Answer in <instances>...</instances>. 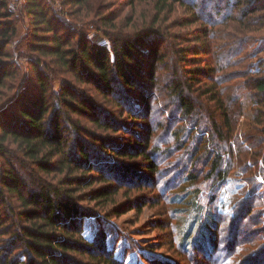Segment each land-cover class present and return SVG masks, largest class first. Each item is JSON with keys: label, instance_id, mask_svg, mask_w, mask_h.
<instances>
[{"label": "trees", "instance_id": "trees-1", "mask_svg": "<svg viewBox=\"0 0 264 264\" xmlns=\"http://www.w3.org/2000/svg\"><path fill=\"white\" fill-rule=\"evenodd\" d=\"M89 1L61 3L70 7L68 15L76 22L100 15L104 23L115 20L113 13L101 14L105 5L95 9ZM152 4L156 16L149 26L133 34H109L108 49L63 23L50 1L25 0L29 27L14 48H9L17 29L9 19L6 0H0V86L7 87L12 95L0 105V264H118L106 243L104 230L98 228L86 236L84 220L89 216L99 218L97 212L106 218L111 217L108 212L115 213L116 207L106 210L105 206L115 205L118 191L128 183L117 185L120 177L133 172L124 161L115 164L117 158H140L146 171L156 170L147 141L137 137L139 141L132 144L113 143L106 132L118 130L121 125L114 124L111 113H106L91 91L82 90L73 82L88 84L115 109L126 110L127 124L137 117L147 119L155 106L153 90L160 86L159 67L170 58L157 40L167 42L161 37L166 34L153 28L159 13L172 12L180 4L191 12L182 24L204 19L215 24L232 23L240 15L238 24L243 19L264 27V0H225L224 7L219 5L218 11L213 10L216 15L206 16L200 13V3L193 0H153ZM193 38L192 44L175 49L177 59L187 60L188 67H183L169 89L183 118L201 117L196 101L202 96L218 105L214 112L220 118L216 119L215 113L207 118L208 131L199 136V145L194 148H201V159L210 162L208 177L223 182L231 163L226 158V141L237 119L243 117L245 125L250 121L261 123V141L264 140V120L250 114L258 105L264 107V63L244 62V70L228 72L234 76L227 77L229 80L241 82L233 85L234 94L221 93L216 85L222 78L214 80L212 66L201 62L212 48L211 40L207 34ZM16 52L26 56L28 75L23 82L18 81L21 70L13 60ZM237 54L240 56L234 61L235 67L243 65L242 58L248 56L242 46ZM48 70L69 74L71 79L63 80L55 89ZM208 82L212 85H206ZM195 84L197 88L206 87L195 89ZM224 99L233 101L235 106L231 103L227 107ZM135 125L149 128L150 133L153 130L146 124ZM6 143L14 144L19 156L11 154ZM196 176L197 172L190 171L187 179L196 181ZM206 222L198 237L201 244H206L213 227L209 219Z\"/></svg>", "mask_w": 264, "mask_h": 264}, {"label": "rangeland", "instance_id": "rangeland-1", "mask_svg": "<svg viewBox=\"0 0 264 264\" xmlns=\"http://www.w3.org/2000/svg\"><path fill=\"white\" fill-rule=\"evenodd\" d=\"M48 1L63 23L80 30L88 41L102 44L108 49L111 44L108 36L133 34L136 30L146 29L156 16V12L154 14L152 10L153 0H134L133 3L128 0H90L89 5L95 9L101 4L105 5L101 14L113 13L116 15L115 20L104 23L100 15L90 16L84 22H76L68 15L71 10L69 6H63L61 0ZM193 1L200 3V13L205 16L207 13L213 15V10L218 11L225 4V0ZM6 3L7 11L11 13L9 19L17 29L13 42L8 45L9 48H14V43L26 33L29 19L25 0H6ZM177 5V9L172 12L159 13L153 27L166 34L161 37L167 39V42H160L159 38L157 40L160 47L168 52L167 58H170L163 67H159L160 86L153 90L155 106L147 119L137 117L139 120L136 118L137 120L127 124L126 110L115 109L116 106L103 99L99 92H94L86 83H72L82 90L91 91L94 99L106 109V113H111L114 124L121 125L118 130L106 132L113 143L132 144L138 142L139 138L143 142L147 141L151 157L156 163V170L151 173L141 166L144 164L139 162L140 158H117L115 164L124 161L133 172L120 177L117 185L125 181L128 183L118 191L115 205L105 206L106 210L116 207V214L108 212L111 217L106 218L97 212L96 216L99 218L87 217L84 220L85 235L89 236L95 229H103L106 243L118 264H264V140L261 141V123L250 121L245 125L243 117L237 119L225 146L226 158L231 161L228 176L223 182L214 180L207 175L210 162L203 161L201 148L196 150L194 147L199 145V136L208 131L205 128L207 118H211L213 113L216 119L220 118L218 112H214L218 105L215 106L202 96L196 101L197 114L201 117L183 118V114L174 106L175 98L171 97L169 89L172 80L179 78L183 67H188L187 60L177 59L175 49L192 44L193 37H204L207 34L212 48L206 51L201 62L212 66L214 80L222 78L220 84L216 85L221 93L227 92L228 95L232 91L234 94L233 85L241 81L229 80L227 77L234 76L228 72L244 70V62L249 65L264 63V27L258 26L256 21L253 22L255 24H248L243 19L238 24L240 15H236L232 23L226 21L215 24L204 19L182 24L185 19L190 18L191 12L188 8ZM205 16L203 18H207ZM240 46L244 47L248 56L242 58L243 65L235 67L234 61L240 56L237 54ZM182 54L185 55V51ZM13 60L15 67L21 70L18 81L23 82L28 75L26 56L16 52ZM197 63L200 64L199 61ZM47 72L53 79L55 89L63 80L71 79L66 73ZM196 85L193 86L195 89L203 90L206 85L212 84L208 82L200 88ZM241 89L245 90L243 86ZM10 93L7 87L0 86V105L8 100ZM196 94L197 92L194 93ZM223 101L227 107L233 103L228 99L227 102L225 99ZM250 114L262 121L264 107L258 105L251 109ZM135 124H146L153 130L150 133L149 128H141ZM88 127L92 126L89 124ZM125 129H132L133 132L128 133ZM101 132L98 131L100 134ZM5 145L11 154L13 152L15 157L19 156L14 144ZM190 171L197 172L196 181L187 179ZM96 183L100 185L99 182ZM206 219L211 221L213 227L206 244H201L202 240L198 237L207 223Z\"/></svg>", "mask_w": 264, "mask_h": 264}]
</instances>
